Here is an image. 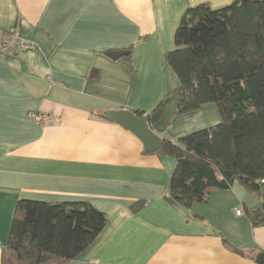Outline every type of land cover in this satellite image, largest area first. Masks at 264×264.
I'll return each mask as SVG.
<instances>
[{
  "label": "crops",
  "instance_id": "obj_1",
  "mask_svg": "<svg viewBox=\"0 0 264 264\" xmlns=\"http://www.w3.org/2000/svg\"><path fill=\"white\" fill-rule=\"evenodd\" d=\"M232 2L0 0V33L18 26L37 45L0 53V264L24 199L89 201L106 214L104 229L66 264H259L264 222L250 213L264 201V183L263 195L236 180L191 209L173 204L176 159L147 152L136 134L105 115L149 112L168 94L165 114L152 126L162 138L218 124L215 103L176 113L180 80L165 54L187 7ZM112 50L130 51L133 71L124 56L106 54ZM93 69L98 76L89 78ZM34 112L54 121L40 125Z\"/></svg>",
  "mask_w": 264,
  "mask_h": 264
},
{
  "label": "trees",
  "instance_id": "obj_2",
  "mask_svg": "<svg viewBox=\"0 0 264 264\" xmlns=\"http://www.w3.org/2000/svg\"><path fill=\"white\" fill-rule=\"evenodd\" d=\"M173 39L165 62L180 80L176 113L215 103L221 121L176 140L162 138L157 150L147 151L177 161L168 200L191 209L236 180L263 195L264 0H233L220 9L206 3L189 6ZM130 53L120 60L133 71ZM97 76L95 69L89 74ZM168 101L166 94L151 111L133 112L147 116L152 127L164 116ZM144 205L141 200L132 209ZM263 213L261 207L252 210L251 219L262 223ZM106 223V214L89 201L20 200L1 264H66L95 240Z\"/></svg>",
  "mask_w": 264,
  "mask_h": 264
},
{
  "label": "water",
  "instance_id": "obj_3",
  "mask_svg": "<svg viewBox=\"0 0 264 264\" xmlns=\"http://www.w3.org/2000/svg\"><path fill=\"white\" fill-rule=\"evenodd\" d=\"M106 54L113 59H119L128 55L129 51L112 50L107 51ZM105 115L136 134L142 140L146 151H155L160 147L162 137L150 127L147 116H138L130 109L107 110ZM261 207L264 210V201ZM257 262L264 264V253L258 255Z\"/></svg>",
  "mask_w": 264,
  "mask_h": 264
},
{
  "label": "built area",
  "instance_id": "obj_4",
  "mask_svg": "<svg viewBox=\"0 0 264 264\" xmlns=\"http://www.w3.org/2000/svg\"><path fill=\"white\" fill-rule=\"evenodd\" d=\"M37 45L26 38L22 37L19 27L16 26L8 31L0 33V53H16L23 49H35ZM35 121L40 125H45L54 121V118L43 113H32ZM264 183V179L261 180ZM237 214H242L241 209L236 210Z\"/></svg>",
  "mask_w": 264,
  "mask_h": 264
}]
</instances>
